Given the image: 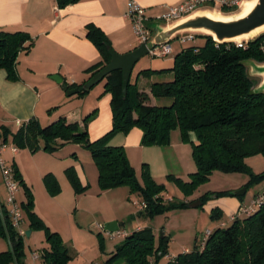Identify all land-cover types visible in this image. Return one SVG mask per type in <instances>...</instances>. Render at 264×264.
Segmentation results:
<instances>
[{
  "label": "trees",
  "instance_id": "1",
  "mask_svg": "<svg viewBox=\"0 0 264 264\" xmlns=\"http://www.w3.org/2000/svg\"><path fill=\"white\" fill-rule=\"evenodd\" d=\"M81 0H58L60 8L76 4ZM151 28V27H150ZM152 29V28H151ZM153 31V30H152ZM87 37L99 50L102 61L92 66L88 72L91 78L111 61L107 47L111 41L99 27L88 25ZM204 38L203 45L192 44L182 49L174 58L170 68L140 71L138 77L173 74L170 81H159L151 85V94L141 91L137 81L129 83L126 97L123 95V72H112L105 78V89L112 95L113 127L96 141L89 139L88 126L92 115L84 119L83 128L77 122L60 118L43 126L32 119L22 125L13 135L19 149H29L32 153L44 150L50 153L74 143L88 148L99 171V186L107 191L121 186H129L132 193L139 194L146 205L140 213L149 218L167 214L172 209L192 204L170 202L165 197V186L158 184L144 164L142 185L136 177L123 146H113L111 139L118 133L129 134L134 128L143 132L142 146H169L171 134L178 129L184 141H192L193 156L197 171L191 174L189 183H180L187 192L200 182L207 181L214 171L231 174H250L253 181L264 180V172L255 174L247 164L248 158L264 155V92L256 91L257 82L249 73L245 63L254 60L264 63V34L248 42L246 48L235 43L219 44L212 37ZM34 45V38L26 32L10 33L0 31V70H5L12 82L19 80L17 65L22 52H28ZM83 85H70V89H80L78 96L89 92ZM167 99L170 103L152 104ZM9 131L4 132L7 141ZM2 136L0 135V138ZM16 176L26 188L27 201L22 208L30 223V230L43 229L49 248L43 251L46 264H68L72 259L70 249L61 235L49 229L35 213L33 194L21 179L16 165ZM67 177L77 195L89 190L84 186L75 167L66 170ZM45 185L52 195L61 191V186L53 174L44 177ZM232 197L243 200L245 194ZM259 196V195H258ZM216 198L218 196H214ZM208 197L201 199L202 205ZM221 215L213 209L212 217ZM99 236H102L99 233ZM0 237L11 244L9 252L0 253V264L16 260L25 264V241L13 227L11 219L3 211L0 218ZM169 238L163 236L156 244V234L150 227L127 235L115 247L106 264L120 260L123 264H154L167 254ZM169 264H264V205L253 215L220 225L207 239L204 249L196 247L192 251L171 259Z\"/></svg>",
  "mask_w": 264,
  "mask_h": 264
},
{
  "label": "rangeland",
  "instance_id": "2",
  "mask_svg": "<svg viewBox=\"0 0 264 264\" xmlns=\"http://www.w3.org/2000/svg\"><path fill=\"white\" fill-rule=\"evenodd\" d=\"M204 43V38L197 37L195 44L203 45ZM171 44L173 54L169 58H153L147 55L137 63L135 71L141 68L159 70L170 68L174 64L176 55L183 48L193 43L189 42L182 45L180 39H175ZM248 73L255 79L257 86L262 83L263 78L261 76L251 75V66H248ZM103 86H105V82L96 85L94 89ZM162 102L170 103L167 99L162 100ZM44 126H47V123H44ZM126 135L118 133L111 139L110 144L113 146L123 144L126 142ZM192 141H196L195 134L191 135L189 141H184L180 131L176 129L171 134L170 145L166 146L169 148L142 145L125 147L139 182L142 185L145 183L144 164H146L155 181L165 186V197L168 201L192 204L201 201L206 196L208 197L204 205L199 207L175 208L167 214L158 215L154 218H149L144 212L140 213V203H143V200L139 194L132 193L129 186H121L107 191L100 189L98 167L91 151L85 146L70 143L53 153L44 150L32 153L29 149H22L21 152H25L27 155L22 166L29 176V187L33 192L35 210L41 214L45 221L52 224L53 228L56 227L61 231L64 244L73 249L72 259L68 264H106L107 255L115 249L116 245L125 240L122 238L125 236L111 238L107 231L97 228L98 225L106 223L101 221L106 214L113 213L122 218L120 223L124 225L121 230L128 235L138 228L150 227L156 234L157 245L163 235L167 236L169 238L167 254L155 261L154 264H169L171 258L178 257L186 250L192 251L196 247H200L208 231L216 230L222 222L230 223L231 214L227 211L220 212L221 215L215 218L212 217L213 202L231 198L232 196L229 195L231 192L246 190L243 199L244 204L249 206L253 195L259 192L264 185V180L253 181L250 174L242 172L227 174L214 171L207 181L197 184L191 192L184 190L180 181L189 183L191 174L197 171ZM167 149L174 157L171 160L166 157L170 154ZM33 155L35 158H32ZM4 157L7 159V153ZM76 161L78 164H83L86 169L85 173L90 185L89 190L84 193L86 195H77L67 177V168ZM247 164L255 174L264 172V155L248 158ZM43 166L48 167L47 170L53 171L58 178L61 186L59 194L52 195L48 191L44 177L50 172L44 171L41 175L39 167L43 168ZM1 177L0 174V205H5L6 194L2 190L5 185ZM218 195L219 197L215 199L214 196ZM18 200L20 203L27 201V191L23 185H21ZM245 217L242 216V218ZM99 233L102 236H99ZM26 242L31 243L33 250L31 251L25 243V253L30 260L33 252H37L42 257V252L49 248L43 229L35 230L34 234L26 239ZM43 262L42 257L38 263L42 264Z\"/></svg>",
  "mask_w": 264,
  "mask_h": 264
},
{
  "label": "crops",
  "instance_id": "3",
  "mask_svg": "<svg viewBox=\"0 0 264 264\" xmlns=\"http://www.w3.org/2000/svg\"><path fill=\"white\" fill-rule=\"evenodd\" d=\"M130 1L81 0L76 4L60 8L58 0H0V31L10 33L26 32L34 38V45L31 50L22 52L18 58L17 70L19 80L15 82L10 81L7 72L0 70V135L2 136L0 140H4V132L9 131L7 141L15 144L13 135L19 131L24 123L32 119L38 120L44 126V123L49 125L62 117L66 118L68 122L79 123L83 128L84 119L92 115L93 117L88 126L89 139L92 142L100 139L112 129V95L105 92V86L97 87L99 89L92 88L84 96H78V94L69 96L63 90L62 85L53 80L52 77L59 75L68 86H80L91 79V74L88 70L100 63L102 56L96 46L87 37L88 25L90 24L101 28L106 33L111 41L112 48L118 53L126 54L136 49L139 43L135 37L132 23L126 16ZM135 1L146 9V16L152 21L151 24L160 23L156 22L158 17L165 14L169 7L177 6L183 2V0ZM153 35H155L154 30ZM145 69L141 68L135 71L134 68L131 78L137 81L141 91L149 94H151V85L153 83L173 79L172 73L158 74L151 77H138L140 71ZM156 103L165 104L162 100L156 101L152 97V104ZM126 138V142L115 144V146H123L124 148L138 147L142 143L143 132L139 128H134L126 135ZM21 151L22 149L17 155L8 151L7 160L16 165L21 179L32 192L29 187V176L24 166H22L23 160L27 155ZM167 151L170 153L169 149ZM34 156L32 158H35ZM166 157L169 160L174 158L172 153ZM72 164L76 168L82 184L84 186L89 185L87 174L85 173L86 169L83 167V164H78L77 161ZM47 168L45 166L43 168L39 167V173L42 175L44 171H49ZM49 172L47 174L55 175L53 171ZM2 190L7 197V191L4 186ZM262 193H264V185L252 198ZM242 203H244V199L240 200L237 197H231L223 201L216 200L212 204L214 205V209H218L219 212L227 211L232 217ZM35 213L46 223L51 231L61 233L58 228H53L52 224L45 221L39 212L35 210ZM25 219L24 225L28 232L30 230V223L27 217ZM120 219L122 218L111 213L106 214L101 221L106 223L118 221L120 223ZM137 230H140V228ZM120 231L125 234L122 235L125 236L122 238H126L128 234L125 231ZM33 234L34 231L31 230V235L27 236L26 239L30 238ZM26 239H24L26 245L33 251L31 243L26 242ZM68 248L72 253L73 249ZM9 251H12L10 241L7 238L0 237V253ZM188 251L186 250V252ZM110 254L107 255V259ZM39 260L33 261L32 255L30 260L26 255L24 263L41 264L38 263ZM6 264L18 263L14 259ZM42 264L45 263L43 262ZM116 264H123V261L120 260Z\"/></svg>",
  "mask_w": 264,
  "mask_h": 264
},
{
  "label": "water",
  "instance_id": "4",
  "mask_svg": "<svg viewBox=\"0 0 264 264\" xmlns=\"http://www.w3.org/2000/svg\"><path fill=\"white\" fill-rule=\"evenodd\" d=\"M150 27L155 31V35L147 45L142 44L126 54H120L111 46H108L107 49L111 56L110 63L86 82L83 90L90 92L92 88L103 82L112 72L120 70L123 72V95L126 97L134 68L142 58L149 55V49L170 43L183 34L209 36L218 44L253 41L264 34V0H250L248 5L243 9L230 14L221 13L211 8L200 9L192 15L171 24L163 25L161 23H153ZM245 65L247 68L251 66V75H257L263 78L262 83L257 86L256 91L264 92V63L250 60ZM52 78L62 85L63 90L69 96L76 95L80 92V89H70L59 75L53 76ZM245 193L246 190H240L233 194L237 196ZM201 205L202 202L198 201L190 207L196 208ZM122 226L123 223L111 221L104 224V230L109 233H116L121 230ZM30 235L31 230L27 232V236L29 237Z\"/></svg>",
  "mask_w": 264,
  "mask_h": 264
},
{
  "label": "built area",
  "instance_id": "5",
  "mask_svg": "<svg viewBox=\"0 0 264 264\" xmlns=\"http://www.w3.org/2000/svg\"><path fill=\"white\" fill-rule=\"evenodd\" d=\"M249 1L250 0H183L181 4L169 7L165 14L156 19V22L168 25L178 20L184 19L196 11L205 8H211L215 11L226 14L235 13L243 9ZM126 16L132 23V28L139 46L142 44L147 45L153 39L154 35L152 29L150 28L152 21H150V19L146 16V9L135 0H131L128 4V13ZM176 39H180V43L182 45H186L189 42L195 44L197 35L183 34L178 36ZM216 44L219 46L218 43ZM235 44L239 48H246L248 42L237 41ZM172 54L173 47L171 42L154 47L153 49H149V55L153 58L167 59ZM8 151H11V153L17 155L20 149L16 144L0 140V173L7 191L6 203L5 205H0V211L2 216L3 211H5V213L11 219L12 225L17 230L19 236L26 239L27 229L24 227L26 215L17 197L21 188V184L16 176L15 166L12 163H9L4 157ZM263 205L264 193L254 197L249 206L242 203L238 211L232 215L231 221L241 219L242 216H251L255 214ZM145 208L146 205L144 203H140V210H144ZM225 225L226 223H222V226ZM97 228L104 231V225H98ZM109 235L111 238H117L118 236L125 234L119 231L116 233H109ZM210 235L211 231H208L205 235L203 243L200 245L201 249L205 248L207 239ZM40 258L41 256L37 252L32 253L33 261H37Z\"/></svg>",
  "mask_w": 264,
  "mask_h": 264
},
{
  "label": "bare ground",
  "instance_id": "6",
  "mask_svg": "<svg viewBox=\"0 0 264 264\" xmlns=\"http://www.w3.org/2000/svg\"><path fill=\"white\" fill-rule=\"evenodd\" d=\"M248 5V4H247Z\"/></svg>",
  "mask_w": 264,
  "mask_h": 264
}]
</instances>
